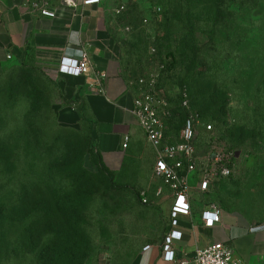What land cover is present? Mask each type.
Masks as SVG:
<instances>
[{"label":"rangeland","instance_id":"rangeland-1","mask_svg":"<svg viewBox=\"0 0 264 264\" xmlns=\"http://www.w3.org/2000/svg\"><path fill=\"white\" fill-rule=\"evenodd\" d=\"M133 1L135 9L116 18L145 35V40L137 44L144 48V55L153 35H157L160 51V58H153L140 72H156L158 80L162 73L158 91L165 99L171 95L168 99L173 110L177 108L175 97L180 85L187 86L194 105L212 125L209 131L223 135L222 142L228 140L234 145L232 174L219 179L202 201L215 203L222 213L238 215L247 222L264 223V0ZM155 6L161 9L158 16L151 14ZM144 16L151 20L146 28ZM164 36L166 40L162 41ZM167 54L175 57L176 63L172 72L165 73ZM193 54L197 63L189 66ZM28 69L0 76V104L1 96L8 90L13 94L11 108L4 111L0 107V135L8 141L16 138L20 130L25 131L33 141L37 167H48V179L53 185L63 167L68 172L66 186L76 180L80 186L93 187V195L78 199L99 203L98 216L103 214V222H92L83 216L76 229L83 243H73L67 237L63 245L54 231L58 215L48 214L52 227L46 229L42 214L36 213L32 239L25 238L23 231L16 246L9 248L5 243L0 264H132L146 243V230H150L152 238L165 229L159 210L150 207L146 187L132 186L133 177L142 178L144 173L129 172L128 167H110L95 147L91 125L80 120L76 109L71 107L75 113L70 110L60 92L49 90L53 79ZM39 93L44 96H38L41 108L31 114V100ZM46 95L50 96V107L45 106L49 103ZM180 126L181 119L177 127L172 123L169 134L174 135ZM222 142L215 148H220ZM198 143V157L203 159L213 145L208 144V135ZM15 152L22 155L20 149ZM18 161L17 167H22ZM78 171L83 174H76ZM87 173H99L101 182L94 184ZM105 183L111 190L103 189ZM189 185L194 188L195 183ZM152 187L156 189L154 196L161 197L160 183L155 181ZM194 198L200 199L196 192ZM62 214L67 220L72 211ZM30 241L32 245L28 244ZM69 249L76 251L73 257L67 255ZM83 253L87 256L83 257Z\"/></svg>","mask_w":264,"mask_h":264},{"label":"crops","instance_id":"crops-1","mask_svg":"<svg viewBox=\"0 0 264 264\" xmlns=\"http://www.w3.org/2000/svg\"><path fill=\"white\" fill-rule=\"evenodd\" d=\"M47 1L54 17L41 16L25 0H0V69L30 60L31 67L53 79L70 110L75 113L71 107H77L86 117L95 147L110 167H128L129 172L144 173L142 178L133 177L132 186L146 187L150 207L159 210L165 229L152 238L150 230H146V243L132 264H166L161 244L170 229V191L153 175L155 151L131 112L135 89L127 78L131 66L127 62V41L131 40L132 26L116 18L124 13L115 16L112 12L115 5L124 3L131 13L136 7L134 1L100 0L84 6L82 0H72L76 7L67 6V0ZM81 51H86L94 69L104 74L102 92L90 86L91 75L72 77L56 73L61 56L77 57ZM125 137L127 143L123 148ZM155 181L162 188L161 197L154 196ZM209 190L212 192L213 187ZM209 195L192 202L190 217L179 218L177 229L182 238L173 245L175 256L190 259L195 249L221 242L232 248L242 264H264V223L247 222L238 215L223 212L219 224L203 227L199 212L210 203L202 201ZM145 246L149 248L143 251Z\"/></svg>","mask_w":264,"mask_h":264},{"label":"built area","instance_id":"built-area-1","mask_svg":"<svg viewBox=\"0 0 264 264\" xmlns=\"http://www.w3.org/2000/svg\"><path fill=\"white\" fill-rule=\"evenodd\" d=\"M25 2L41 16L55 15L47 0H25ZM99 2L100 0H82V5L88 6ZM66 5L77 6L72 0H67ZM126 7L124 3H120L113 7L112 12L118 16L126 11ZM159 10L156 8V11ZM143 24H147L146 18L143 19ZM154 52V49L150 48L149 54L153 55ZM55 71L57 74L72 77L91 75L90 86L102 92L101 81L105 76L101 71L94 69L86 51H81L77 57L61 56ZM158 77L156 72L138 77L134 83L135 97L131 112L155 151L153 175L170 191L171 205L168 214L170 229L161 244L162 260L166 264H242L232 248L221 242H213L195 249L190 259H180L175 256L173 245L182 238V233L177 229L179 218L192 215V202L196 200L194 192L204 196L209 192L213 182L232 173L234 152L217 148L211 149L203 159L198 157L196 129L202 126L209 131L211 125L203 123L200 115L190 109L185 90L180 91V108L185 112L182 126L175 136L166 135L165 120L170 115V108L167 100L159 94ZM126 143L127 137L124 138L123 148L126 147ZM190 182L195 183L194 188L190 187ZM221 216L222 211L215 203L203 205V209L199 212V219L205 228L219 224ZM148 248L149 246H145L143 251Z\"/></svg>","mask_w":264,"mask_h":264},{"label":"trees","instance_id":"trees-1","mask_svg":"<svg viewBox=\"0 0 264 264\" xmlns=\"http://www.w3.org/2000/svg\"><path fill=\"white\" fill-rule=\"evenodd\" d=\"M135 6V5H134ZM156 8H159L158 6H155L151 9L152 16H158L161 13V9L159 11H156ZM124 14H127L128 11L126 9ZM122 13V14H123ZM144 16L142 18L145 19ZM147 19V24L150 23V19ZM132 26V25H131ZM146 28V25H144ZM132 26L131 30V40L130 42L127 41V45L129 47V50L127 51V54L129 56V60L127 61L128 64H130L129 71H127V78L131 85L134 86V89L136 87V80L138 77L143 76L145 74H142L140 71L145 66V64L150 65V61L153 58H160V51L158 50L156 46V40L157 35L150 36V46L147 51V55H144L143 50L144 48H139L137 46L138 43L141 41H144L145 35L142 33H137L134 31ZM160 38H158L159 40ZM166 37L164 36L162 38V41H165ZM161 41V42H162ZM182 42V41H181ZM183 43V42H182ZM150 48L154 49V54L150 55L149 51ZM165 60H167V66L165 67V73L172 72L175 69V57L173 58L171 55L167 54ZM196 55L193 54L190 57L189 60V66H195L197 63V59L195 58ZM19 65V64H18ZM12 65L9 67H5L0 69V76H2L5 73L11 72L13 70H29L28 68L31 67L30 60H28L26 63H23L22 65ZM32 70H35L33 67H31ZM36 71V70H35ZM37 74H40L41 76H44L42 71L37 70ZM147 72L146 74H148ZM161 78L162 73L160 75V78L158 80V87L160 88L161 84ZM49 84L51 88L49 89L51 92H55L56 85L53 81H49ZM187 87V86H186ZM184 88L182 85L179 87V91L176 94L175 99H178L177 102V108L174 110L171 109V102L169 101V97L171 95L166 96V100L169 104L170 108V115L165 120L166 125V135L175 136L179 129L182 126L185 112L180 108V91L185 90L187 93V97L189 100L190 109L197 112L203 123L211 125L209 122H207L200 110L196 108L194 105V102L192 100V96L190 94L189 89ZM38 91V90H37ZM48 92V91H47ZM44 97L41 93L37 96H34V99L31 103V106L29 108L30 113L38 112L41 108L39 97ZM2 103L0 104V107L5 111L7 109H10L13 105V94L12 90H8L6 95H2ZM49 95H46V99L49 98ZM199 99V98H198ZM49 101V99H47ZM225 102V100H223ZM52 105L49 101V103L45 106L50 107ZM78 114H80V120H84L87 122L86 117L79 111L77 107H75ZM28 112V111H27ZM36 114V113H35ZM2 119V116L0 114V120ZM181 119V126L179 129H175L174 135L169 134L168 130L171 128V124L173 123L175 127H177L178 120ZM176 124H175V123ZM89 123V122H87ZM28 125H25L24 128L30 133ZM212 129V125H211ZM210 129V130H211ZM30 135V134H29ZM208 135V144L213 145L211 149H216L215 146L220 145L224 139V136L219 133H214V131H207L205 128L198 127L196 129V147L198 150V142L201 138H206ZM31 138V137H30ZM25 135V131L20 130L19 134L16 138H9V140H5V137L3 138L0 135V254L5 251V243L9 244V248H13L16 246V241L21 242V234L25 233L28 240L32 239L31 230L33 226V219L35 217L36 213L42 214L41 221L43 222V226L47 229L48 227H52L49 222V213H55L58 216L57 218V225L55 226L56 232H58L59 235V242L60 244L65 245L66 244V238L70 237L72 239L73 243H76L77 241L83 243V237L80 232H78L76 229L79 225V222H81V218L83 216H86L89 218L92 222H103V214L98 216V211L100 210V206L96 203V201H80L78 198L81 196H91L94 194L93 187H84L80 186V183H76V180L73 181L72 186H66L65 179L68 176V172L61 167L59 170V180L55 182L53 185L50 183L48 179V167H37L36 161L33 157V148L34 144L33 141L30 140ZM226 143L222 142L221 149L225 150H231L235 154V148L234 145H232L228 140L225 141ZM219 148V147H218ZM16 149H20L22 151V155H20V152L16 153ZM234 157L232 164L234 163ZM20 160L23 163L22 167H17V164ZM63 166V165H62ZM76 174L80 173V171L75 172ZM83 174V172L80 173V175ZM232 174V173H231ZM230 174V175H231ZM73 175L72 172L69 173V176L71 177ZM85 175V174H84ZM87 178H91L93 180L94 184H99L101 182L99 173L97 174H88ZM229 175V176H230ZM227 176V177H229ZM226 178V177H225ZM217 183V182H216ZM215 182L212 183L211 187H215ZM105 191L111 190V186L106 183L104 186H102ZM211 194V191L208 192ZM70 209L72 211V214L70 217H67V220L64 219L65 216H62L63 212ZM97 212V213H96ZM101 212V211H100ZM23 241V240H22ZM29 245H32L31 241L28 243ZM58 245V247H61V245ZM46 246V245H45ZM66 249L68 247H65ZM72 248H74V245H72ZM15 250V249H11ZM64 250V249H62ZM62 252V251H61ZM74 249H69L67 255L69 257H73L75 255ZM87 253H83V257H86Z\"/></svg>","mask_w":264,"mask_h":264}]
</instances>
